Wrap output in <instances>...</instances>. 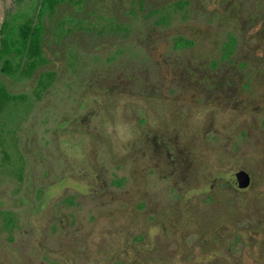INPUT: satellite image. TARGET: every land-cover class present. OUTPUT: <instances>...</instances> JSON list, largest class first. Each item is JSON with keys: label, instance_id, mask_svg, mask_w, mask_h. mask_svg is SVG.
Wrapping results in <instances>:
<instances>
[{"label": "rangeland", "instance_id": "obj_1", "mask_svg": "<svg viewBox=\"0 0 264 264\" xmlns=\"http://www.w3.org/2000/svg\"><path fill=\"white\" fill-rule=\"evenodd\" d=\"M148 1L157 7L177 0ZM187 3L189 13L185 17L181 12H174L168 16L167 25L153 26V20L144 19L147 11L136 15L129 12L128 6H140L139 0H86L83 12L97 30L77 32L59 43L49 31L51 38L46 49L50 63L43 66L30 83L35 85L42 72L53 70L56 72L54 86L43 93L38 104L27 102L15 108L16 116L10 121V130L5 131L2 138L9 141L5 152L15 157L12 161L0 162V166H5L0 170V230L2 221L10 216L16 219L13 239L17 244L13 246H19L20 239L23 242L30 239L31 234L25 235L26 231L39 232L29 243L36 264L44 259L42 255L47 249L39 235L43 230L54 229L55 224L51 221L54 215L73 212L83 222L72 230H129L114 236L106 234L104 238L93 235L90 244L91 249L96 250L93 242L107 240L110 250L125 252V260L129 262H134L137 257L130 247L137 246L136 250L141 252H154L152 264H163L159 260L165 258L164 247L167 245H170L169 252L174 253L169 255L166 264H249L252 261L249 238L264 230V0H187ZM14 6L15 0H0V29L6 11ZM69 11L77 9L71 4L61 5V15ZM98 15L104 16L102 24L93 22V19L99 20ZM106 18L114 20L107 30L103 29L108 23ZM180 35L197 43L176 49L174 41ZM229 38L242 43L240 48L233 50L237 56L232 60L237 62L233 63L228 57H224L226 62H215L219 59L214 56L217 53H229L222 46L224 39ZM72 46L80 51L73 61L69 55ZM247 54L253 57L250 65L239 64V61L248 60ZM212 62L219 63L217 69L213 68ZM105 77L109 89L97 93L96 88ZM142 83L159 87L161 93L154 89L138 92L135 85ZM28 84L29 81L14 87L17 92H28L32 90ZM92 90L96 93L92 94ZM97 98L107 106L103 118L108 121L104 123L112 122L117 116L129 120L133 122L136 136L139 120L145 122L144 130L150 135L159 134L163 128L173 130L166 133L173 136L174 142L178 136L183 140L191 133L205 135V143L200 146V151L197 149L200 154L204 152L196 161H205L206 169L201 171L195 161L189 170L178 169L166 177L165 167L156 168L147 175L150 189L155 194L148 198L149 207L144 208L138 220L130 222L110 216L97 223L87 221L88 195L102 189L100 177H106L110 184L113 181L110 200H122L120 206L124 208L131 201L139 178L147 170L144 162H138L141 159L135 152L126 154V165H115L111 151L115 155L124 154L132 143L121 144L108 135L107 124L100 127L108 140L104 148L108 151L102 154L104 163L94 170L88 163L90 146L85 137H80L85 136L84 133L79 135L75 131L74 138L59 137L62 129L72 125L71 119L80 115H83L81 118L88 117L92 107L100 108L96 104ZM197 110L207 111L205 120H194ZM166 122L172 125L164 127ZM219 134L223 139L217 138ZM19 148L26 154L23 183L9 174L11 167L17 169L22 165L18 160L23 156ZM218 158L221 164L217 168L215 161ZM67 162L76 165V171H70V176L66 171L65 176H61ZM174 164L168 163V167L175 169ZM48 169L52 175H47ZM85 170L95 171L93 179L89 173L84 174ZM238 171L251 174V185L234 191L231 189L234 187L233 176ZM203 180L205 183L200 186ZM214 181L217 184L212 188ZM66 187L77 197V206L66 207L64 204L68 202L61 201L70 193L65 194ZM217 187L226 194V205H220V199L216 198L214 190ZM178 204L182 205L176 209ZM114 205L103 207L105 213L102 214L112 213ZM153 208L155 217L170 216L172 209L178 218L172 217L173 224H170V217L146 221V213ZM192 216L197 219V225ZM229 220H232L233 230L241 235V243L231 251V258L224 242L216 243L214 236L205 235L215 231L221 223V232L230 231L224 223ZM139 230H147L148 236L136 238L140 235L136 234ZM47 245L57 248L53 238ZM105 249L102 245L101 251ZM55 252L45 250L43 264H52L48 255L54 259Z\"/></svg>", "mask_w": 264, "mask_h": 264}, {"label": "flooded vegetation", "instance_id": "obj_2", "mask_svg": "<svg viewBox=\"0 0 264 264\" xmlns=\"http://www.w3.org/2000/svg\"><path fill=\"white\" fill-rule=\"evenodd\" d=\"M138 0H136L137 2ZM140 2V6H134V8H132V6H128L129 7V12H133L135 15L136 14H142L143 11H147L146 14H144V19H149V20H153V26H163L164 24L161 23L158 25V23H156L155 21L159 19V14H165L167 17L169 15H172L174 12H181V15H186V13H189V7H188V3L187 0H177L176 2H172L169 4H164L161 6H152V3H149L148 0H139ZM177 2H182L184 3L183 6L180 8L177 4ZM187 3V4H186ZM175 8L177 10H175ZM143 18V17H142ZM193 43H197V41L191 40ZM224 43H222V46L226 47V49L229 51V53H217L214 56H218L219 59H217L215 62H226L224 59V57H228L230 59V61H232L233 63L237 62L236 60H232V57L237 56V54H235V52L233 51L234 48H240V46L242 45V43L240 44L238 39H224L223 41ZM175 41H174V46H175ZM234 52V53H233ZM225 55V56H222ZM241 55V54H240ZM248 56H246V59H248L247 61L243 60V61H239V64H245L246 65H250L249 61L252 60V55L247 54ZM228 59V60H229ZM198 61V60H196ZM214 62V61H213ZM212 62V64H213ZM238 64V65H239ZM219 63H215L213 64V68L217 69L218 68ZM123 73V72H120ZM125 74V73H123ZM195 75V74H194ZM125 76V75H124ZM122 76V77H124ZM133 77V76H132ZM101 85V86H100ZM98 85V87L96 88V92H102L105 93L106 91H108L109 87L107 85V78L105 77L103 80H101V84ZM148 83H142L141 86H139V84H136V88L138 90V92H151L153 89L156 90V92L158 91V93H161V90L159 87L156 86H152L149 85ZM177 91V90H175ZM93 93V92L90 91ZM100 93V94H102ZM170 93H173V91H171ZM99 98V96H98ZM95 99L97 100L96 104L98 106H100V108L98 107H92L88 112V117L85 118H81L83 115H80V117L76 116L75 118L71 119L72 125H67L64 129H62L60 133H58L59 137H72L74 138V132L78 131L79 135H82V133L85 134V136H80V137H85L86 141L88 142V145L90 146V150L89 152V161L88 163L90 164L89 166L94 170L97 169L98 167H101V165L104 163V158L105 156H103L102 154H104L106 151L105 150V146L108 144V140L106 139V135H104L103 130L100 126H103L107 123H104L106 120L108 121V119L104 120L103 118V113L107 110V106L106 103H102L101 101H99V99ZM99 114V118L93 122L92 118L96 115ZM81 118V119H80ZM137 128H138V135L136 136V139L134 142H132L129 151H127L126 153H122L120 155H115V153L113 152V150L111 151L112 155L115 157V165H120V164H127V160H126V154H132L133 152H135V155H138L137 157L141 159V161L139 160L138 162L141 164V162H144L145 165L147 167L146 172L144 173L145 175H142V178H139V181L136 183L138 185V187H136V190H133L134 193L132 194L131 197V201L128 203V205L124 208H122L120 205L123 202L122 200H110V195L113 193L111 192V188L113 181L110 184V181L107 180L106 177H100L101 178V182L103 184L102 189L100 191H94V192H90V194L88 195L89 198V203L87 204L88 206V215H87V221H91L92 223H97L100 219H110V216L114 219V217H119L121 219H127L128 221H133V220H138V216L142 215V211L144 210L145 207H149V203L148 198L150 199V197L152 195H154L155 193H153L150 189V177L147 175H151V173H153V170L156 168H162L165 167L167 170L165 171L166 173V177L172 174H175V171L178 169H182L183 172L189 170V168L194 164V162L197 160V158H200V155H202V152L200 154V146H202L205 143V135H200L197 133H191L190 135L183 137V140H181L178 136V140L177 142H174L173 140V136L170 133H166L170 132L171 129H166L163 128L164 131H160L159 134L157 135H150L148 132H146L144 130L145 128V122L142 120H139L138 123L136 124ZM172 124L166 122L164 123V127H170ZM175 125V124H173ZM100 127V128H99ZM179 127V126H178ZM101 129V131H99ZM178 128L176 127L175 130H177ZM184 129V128H183ZM187 130V129H186ZM199 130L200 129H196ZM79 131L81 132V134L79 133ZM173 132V130H171ZM201 131V130H200ZM186 134V133H185ZM222 134H219V136L217 138H222L221 136ZM236 137H238L237 135H235ZM90 139V140H88ZM214 140L215 136H214ZM178 144L177 146L174 144ZM93 146H95V150L93 149ZM107 147V146H106ZM199 148V151L197 150ZM102 150H104V152H102ZM196 151H198V153H196ZM222 152V151H221ZM137 153V154H136ZM223 153V152H222ZM110 154V153H109ZM92 155V156H91ZM91 156V158H90ZM143 157V158H142ZM67 160V159H66ZM175 162V169H173V167H168V163L173 166V163ZM197 162V161H196ZM204 162V163H203ZM201 162H197V166H199V168H204V170L206 169L205 167L207 166L205 161ZM217 164L216 167L218 168V165L221 164V160L220 158H218L215 161ZM164 164V166H162ZM88 165V164H86ZM66 168H68L69 170H67ZM76 165H73L72 163H70V165H67L66 167L63 169V171L61 172V176H65L64 172H68L67 176H70L71 174H69V172L71 171V173L74 171H76ZM83 169V168H82ZM81 169V170H82ZM85 169V168H84ZM118 169L121 170L120 166L118 167ZM49 170V169H48ZM84 171V174L88 175L89 173V177L91 179H93L94 175H95V171ZM170 171V172H169ZM138 172V171H136ZM182 172V173H183ZM239 172V171H238ZM245 172V171H244ZM248 174V172H246ZM250 173V172H249ZM201 174H204V171L201 172ZM47 175H52V171L49 170L47 172ZM249 175V174H248ZM250 180H251V174L249 175ZM149 178V180H148ZM185 180V178H184ZM201 180V179H200ZM205 183V181L203 180L202 185L203 186ZM251 183V181H250ZM217 184V181H214L211 185L212 188H214ZM232 185L234 187H232L231 189L234 191L239 190V188H241V186H239L238 184H234L232 182ZM251 185V184H250ZM47 188V187H45ZM68 189H65V194L66 192H70L69 194H66L65 197L62 200L67 201L68 204H64L67 206H69L70 208L72 206H77V197L73 196V192L72 190H70L69 187H66ZM218 189V190H217ZM217 189H215L214 191H216V198L220 199V205H226L224 204L226 201L224 200V198L226 197V194L224 192H222L221 190H219V188L217 187ZM72 192V193H71ZM229 193H232L231 191H229ZM231 196V194H230ZM230 196H228V199H230ZM216 199V200H217ZM62 203V202H61ZM61 203H58L61 204ZM114 203H116L114 205ZM217 203V202H215ZM57 205V206H58ZM106 205L109 206H113L115 207V209L111 210L112 213H107L106 215L102 214L105 213L104 208ZM153 205V204H152ZM179 205V204H178ZM182 205V204H181ZM181 205H179L176 209H178ZM56 206V208H57ZM174 206V204H173ZM172 206V207H173ZM104 207V208H103ZM190 208V207H189ZM172 211V215L170 216H163V217H155L157 214L155 212V208L151 209V211H148V213H146L145 218L146 221L147 220H155L157 218H166V217H170V224H173L174 219L172 218L177 217L175 215V213H173V210L170 209ZM180 217V216H179ZM182 217V216H181ZM194 220H196V218H194V216H192ZM178 218V217H177ZM52 222H54L55 226L54 229H48V230H43L42 235H39L40 238H42V243L45 244V246L47 247V249L45 250H49L55 252L56 250V257L53 259L51 258L50 255H48V258L50 260V262L52 264H152L153 259L151 258V255L154 253L153 251H144L142 250L139 251L136 250V248H138L137 246H131L130 249L134 250V254H136V260L134 262H129L125 260V252H120V251H111L109 248V242H107V240L104 241H99V242H93V244H96V250L91 249L90 244H91V238H93V235H97L100 236L101 238L106 237V234H109L111 236H114L115 233H119V232H123V234H125L126 232L128 233V231H120V230H90V231H81L79 229H77L79 226V222H83L80 221V219L78 218V215L76 212L73 213H69V214H58V215H54L53 219H51ZM165 222V221H164ZM177 222H179V219L177 220ZM83 225V224H82ZM73 227H77L75 230H72ZM15 230H0V254L6 256V258L3 256L1 257L0 255V264H10L9 262H11V264H36L35 263V259L32 257V251H29V243H30V239L32 237H36L37 231L32 230V231H26L25 235H30V239H27L25 242H23V240H18L19 246H13L14 244H17L16 241H14L13 237H15L14 234ZM133 232V231H132ZM134 233V232H133ZM4 234H7V236L4 237ZM136 234H140L137 235L136 238H146L148 236V231L147 230H139L136 231ZM4 237V238H3ZM50 238L54 239V243L57 245V248H53L50 245H47L48 241L50 240ZM129 243L132 242V239H127ZM106 241V242H105ZM139 242H144V240H139ZM138 241H135V243H139ZM51 243V242H49ZM105 243V244H104ZM102 245H104L106 247L105 250L101 251ZM135 245V244H132ZM43 246V244H42ZM170 246V245H169ZM168 245L166 247H164V253H165V257L169 260L171 256H169L173 251L169 252V247ZM172 246V245H171ZM157 247V246H156ZM155 247V248H156ZM44 249V247H43ZM45 250H44V254L42 255V257L44 259L41 260L40 264H43L44 260H45ZM24 252V253H23ZM174 253V252H173ZM176 253V252H175ZM96 255V257L94 258L93 255ZM128 254V252H127ZM169 256V257H168ZM139 257V258H138ZM142 257V258H141ZM106 260V261H105Z\"/></svg>", "mask_w": 264, "mask_h": 264}, {"label": "trees", "instance_id": "obj_3", "mask_svg": "<svg viewBox=\"0 0 264 264\" xmlns=\"http://www.w3.org/2000/svg\"><path fill=\"white\" fill-rule=\"evenodd\" d=\"M65 3L71 4L77 11H69L61 15L60 7ZM177 4L181 8L184 3L177 2ZM85 6L86 0H15V6L6 11L0 29L1 163L7 160L12 161V158L15 157L5 152V148L9 145V141L7 142L2 139L4 132L10 130V121L16 116L15 108L19 104H25L27 102L29 104L37 103L40 101L43 93L54 86L56 72L53 70L42 72L41 76L36 80L35 85L30 83L34 80L38 71L43 66L50 63L46 49V43L51 38L49 31L53 32L55 41L59 43L77 32L97 30L91 25L92 20L87 16V13L83 12ZM131 14L134 15L133 12H131ZM158 16L159 19L155 22L158 23V25L161 23L167 25L168 17L165 14H159ZM103 17V15H98L97 18L99 20L93 19V22L102 24ZM106 20L108 23L103 28L105 30H107L109 26L111 28L113 26L112 21H114L113 18H106ZM175 42L174 47L176 49L194 45L190 39L181 35L175 38ZM76 49V46L71 47L69 55L72 58L70 57V60L79 56L80 51H76ZM28 81V85L32 86V90L28 92H17L15 90L16 88L14 86H20L23 82L28 83ZM4 115L5 117H3ZM14 145L16 146V144ZM19 151L21 152L20 148ZM20 154L23 153L21 152ZM25 155L26 154H23L21 159H18L19 161L21 160L22 165L17 169L11 167L9 171V174L13 175V178L21 183L25 180V174H23L26 170ZM15 160H17V158ZM4 168L5 166H0V170ZM28 172H30L29 168ZM5 212L12 213L11 211ZM2 222L1 230H15L17 228V221L12 216ZM224 223L228 224L227 226L230 228V231L221 232L219 230L221 223L215 231H211L210 233L207 232L205 235L209 234L214 236L216 243L223 244L224 242L225 247L230 250L229 258H231V251L241 243V235L233 230L231 226L233 225L232 220ZM198 233L203 234L201 230ZM249 243L251 244L249 247V255L250 259H252L249 264H264V230L257 231V235L251 236L249 238ZM159 261L166 264L168 259L163 257ZM232 261L233 260L229 263Z\"/></svg>", "mask_w": 264, "mask_h": 264}, {"label": "clouds", "instance_id": "obj_4", "mask_svg": "<svg viewBox=\"0 0 264 264\" xmlns=\"http://www.w3.org/2000/svg\"><path fill=\"white\" fill-rule=\"evenodd\" d=\"M131 115V112H129ZM207 117L206 110H197L194 114V120L203 121ZM99 118V114L92 118V121L95 122ZM105 131L108 135L113 136L121 144H129L135 141L136 134L133 127V122L116 117L112 122H109Z\"/></svg>", "mask_w": 264, "mask_h": 264}, {"label": "water", "instance_id": "obj_5", "mask_svg": "<svg viewBox=\"0 0 264 264\" xmlns=\"http://www.w3.org/2000/svg\"><path fill=\"white\" fill-rule=\"evenodd\" d=\"M233 182L244 188L250 185V177L246 172L239 171L233 176Z\"/></svg>", "mask_w": 264, "mask_h": 264}]
</instances>
